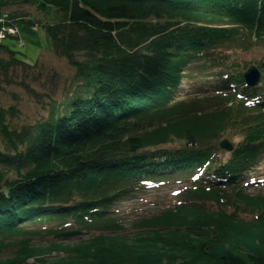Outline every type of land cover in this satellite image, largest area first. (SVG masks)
I'll return each mask as SVG.
<instances>
[{"label": "trees", "instance_id": "trees-1", "mask_svg": "<svg viewBox=\"0 0 264 264\" xmlns=\"http://www.w3.org/2000/svg\"><path fill=\"white\" fill-rule=\"evenodd\" d=\"M12 3L57 13L41 26L77 83L64 112L53 107L19 130L6 123L14 111L0 107V166L18 172L10 180L0 169V251L17 246L1 264H264V194L249 195L238 180L264 146V55L256 88L245 84L243 59L228 55L264 49V0L3 5ZM36 63L3 40L0 86L17 84L13 71L32 75ZM190 66L219 87L175 99ZM176 138L183 148L167 149ZM225 138L240 139L228 158L218 145ZM186 179L195 189L163 213L138 216L129 229L117 215L114 205L132 191ZM242 206L254 219L239 217ZM68 229L80 235L54 238ZM34 234L52 239L34 243Z\"/></svg>", "mask_w": 264, "mask_h": 264}, {"label": "rangeland", "instance_id": "rangeland-1", "mask_svg": "<svg viewBox=\"0 0 264 264\" xmlns=\"http://www.w3.org/2000/svg\"><path fill=\"white\" fill-rule=\"evenodd\" d=\"M3 2L4 0H0V8L3 12V15L0 14V42L5 40L7 44L18 52V57L26 62L30 64L37 62L32 75L24 78L23 71H13L11 77L17 84L4 82L0 86V107L5 110L14 111L12 114L6 113V123L11 128L19 130L25 126L34 124L43 117H48L51 111H53V107H59L60 111L64 112L65 101L74 95L77 83L76 68L68 62L65 56L54 52V44L43 26H41L47 21L53 22L57 13L51 10L44 13L35 4L12 3L5 6ZM9 14L16 19L18 18V20L10 23L8 19L10 18ZM25 21L30 24H27ZM228 55L232 61L236 60L239 56L243 59L240 70L244 73L250 65H258L256 63L264 55V49L258 46L238 55H234L233 52H230ZM77 58L81 60L83 59V55L79 54ZM245 62L247 63L245 64ZM194 71H196L194 66L186 68L175 99L181 100L188 95L193 97L202 90L212 92L219 87L217 86L219 83L215 78L194 74ZM23 80L35 90L36 95L27 93L18 85ZM262 81L256 87L260 86ZM252 99L251 97L247 98V100ZM239 140V138H236L233 142L236 143ZM3 150L4 145L0 135V151ZM222 151L225 152L223 153V157L228 158L229 152ZM0 169L5 171V179L18 178L16 165L8 167L0 166ZM238 180L240 185L243 182V185H245L243 186V190L249 193V195L264 194V146L260 149L257 162L250 166ZM241 180L242 182L240 183ZM249 183L257 184L248 185ZM193 186L187 179L185 181L178 180L177 182L171 180L164 185L153 186L151 189L135 190L116 203L114 208L117 209V212L119 211L117 215L124 218V224L129 229L131 220L134 218L150 214L158 215L160 212L167 210V208L179 204L180 196L186 193L182 192L183 189H195ZM208 206L214 208L216 207V203L210 202ZM224 208L232 210V208H228L227 206ZM237 213L240 218L251 220L254 219L256 212L242 206L241 211H237ZM75 237L72 236L71 238ZM18 239L8 237L6 241L13 242ZM51 239L52 237L46 234H34L32 236L34 243H46ZM72 242L74 241H67V243ZM16 249L17 246L8 245L2 248L0 256L2 258H9L14 255Z\"/></svg>", "mask_w": 264, "mask_h": 264}, {"label": "water", "instance_id": "water-1", "mask_svg": "<svg viewBox=\"0 0 264 264\" xmlns=\"http://www.w3.org/2000/svg\"><path fill=\"white\" fill-rule=\"evenodd\" d=\"M244 78L248 85L252 87H256L257 85L260 84L262 80V74L259 68L253 64L249 66L246 72H244ZM219 146L222 150H225L227 152H231L234 149L233 143L227 138L221 140V142L219 143ZM79 233L80 232L76 230H68V231L58 233L57 235H55V238L56 239L57 238H67V237L78 235Z\"/></svg>", "mask_w": 264, "mask_h": 264}, {"label": "bare ground", "instance_id": "bare-ground-1", "mask_svg": "<svg viewBox=\"0 0 264 264\" xmlns=\"http://www.w3.org/2000/svg\"><path fill=\"white\" fill-rule=\"evenodd\" d=\"M183 145H185V141L181 140L179 138H176L172 142L167 143L165 147H167V149H170V150H175V149L179 150V149L183 148ZM68 230H76V229H68ZM68 230H66V231H68ZM76 231H78V230H76ZM79 235H80V233L78 235H75V236H79ZM71 237H69V238H71Z\"/></svg>", "mask_w": 264, "mask_h": 264}, {"label": "clouds", "instance_id": "clouds-1", "mask_svg": "<svg viewBox=\"0 0 264 264\" xmlns=\"http://www.w3.org/2000/svg\"><path fill=\"white\" fill-rule=\"evenodd\" d=\"M62 232H64V231H62ZM59 233H60V232H59ZM57 234H58V233H57ZM57 234H56V235H57ZM54 238H55V236H54ZM67 238H69V237H67ZM55 239H56V238H55ZM57 239H58V238H57Z\"/></svg>", "mask_w": 264, "mask_h": 264}]
</instances>
